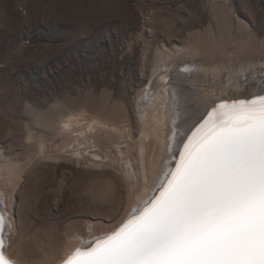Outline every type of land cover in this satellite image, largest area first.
Here are the masks:
<instances>
[{"label":"rangeland","instance_id":"374dc122","mask_svg":"<svg viewBox=\"0 0 264 264\" xmlns=\"http://www.w3.org/2000/svg\"><path fill=\"white\" fill-rule=\"evenodd\" d=\"M164 44L174 50L191 45L203 54L195 65L208 73L205 97L263 85L264 0H0V151L29 163L17 192L0 174V208L6 217V250L21 262H55L37 251L38 241L49 239L50 230L62 248L59 261L65 247L89 244L118 228L139 201L128 192L124 160L109 145L111 135L96 138L102 145L101 165L89 154L96 147L83 152L85 158L76 156L72 147H61L64 136L47 140L50 152L42 158L37 146L28 145L29 128L43 129L32 113L60 117L81 113L94 118L114 111L122 119L131 112L137 125V99L153 78L155 52ZM172 73V69L166 72L168 79ZM182 78L190 86L198 83L187 82L184 74ZM73 170L82 201H77L80 194L78 198L70 194L65 204L50 189L38 191L37 181L45 171L58 176ZM32 207H39L44 223L21 240L20 230L34 222L29 215Z\"/></svg>","mask_w":264,"mask_h":264},{"label":"snow or ice","instance_id":"6c2138e0","mask_svg":"<svg viewBox=\"0 0 264 264\" xmlns=\"http://www.w3.org/2000/svg\"><path fill=\"white\" fill-rule=\"evenodd\" d=\"M249 95L212 108L159 195L63 264H264V89Z\"/></svg>","mask_w":264,"mask_h":264},{"label":"bare ground","instance_id":"6f19581e","mask_svg":"<svg viewBox=\"0 0 264 264\" xmlns=\"http://www.w3.org/2000/svg\"><path fill=\"white\" fill-rule=\"evenodd\" d=\"M132 48L129 49L131 50ZM203 57V54L191 45H188L186 47H177L176 50H174V48L172 49L171 47H168L166 44L157 48L155 52V63L152 64L153 78L151 77L152 80L150 79L151 82L149 83L148 88L145 89L144 93L140 95L137 99V125L134 122V119L132 117L133 115H131V112H126V114L123 115V118L120 119L122 116L114 111L109 113L105 112V114L103 115H96L94 118H87L86 116H84V114L81 113L78 115L69 114L65 117H60L58 115H49L45 112L34 111V113H32L34 122L38 125H41L43 129L34 132L31 127L29 128L28 141L30 143L28 145L37 146L38 151L41 157L43 158L48 156L50 152L49 149V152L46 149L45 142L47 140L56 139L58 136H64L63 146H60L64 148L72 147L71 150L77 153V155L74 154L76 156H82L83 158H85L83 152H86L92 146L96 147L97 149L95 148L93 150L88 151L89 154L92 155L94 162L98 165H101L104 157L98 151V148H101L102 145L97 142L96 138L97 136L102 135L103 133H107L108 136L111 135L108 141L109 145L114 146L116 152L122 157H118V159L124 160L125 171L123 177L129 189L128 192L132 193L133 196L139 199L134 209L130 212L129 217L126 218V216L123 219L125 222L133 215L138 214V212L141 211L145 206H147L151 200H153L156 196L159 195V189L161 188V185L167 183V180H165L167 172L170 173L176 167V162L179 160V151L183 148V143H181V141L187 142L188 136H191L201 124H204L206 120L212 121L215 119V114H213L212 116L208 115V113L212 112V108L216 107L224 101L231 103L233 99L250 98L249 94L260 93L261 89H264V84H257L254 86L250 85L246 87L242 86L240 89L238 88L237 90L231 89L229 91H223L217 94L211 93L210 95L205 97L206 92H208V87H204V85L207 84L206 82L208 73H206L207 71L198 69L195 65L197 63L196 61L201 62V59ZM192 59H194V61ZM181 67H186L189 70L184 71L181 69ZM193 67L194 69H192ZM169 69H172L173 72L172 76H170V79H168L169 74H166ZM183 74L187 78V82H190L191 79H193L194 82L191 83H195L196 81L198 82L197 85L196 83V86H190L188 85L189 83L184 84V81H182ZM200 84L201 87H199ZM191 90L194 91L193 95L190 94ZM191 122L196 123L190 125ZM46 127L49 128V131L46 130ZM112 135H115L116 137H112ZM92 139L94 145L91 144ZM56 147H59V145H57ZM125 148H127V151L125 150ZM134 149L136 150V153L131 152ZM174 159H176V161H174ZM26 164L25 162L23 163V161L18 160L16 158L12 159V157L10 158L8 157V155L6 156L3 152L0 151V174L6 177V180H8V182L10 183V187H12L13 191H16L17 188L19 190V188L21 187H19V185H21V178L23 174H25V170L27 168ZM43 176V178L37 181V186L34 184L37 187L38 191L43 192L47 189H50L51 192L53 191V193L59 197L60 201H63V203L65 204L67 203L64 198H70V194H72L76 198H78V194H80L81 197L78 198L77 201H82L84 199V195L82 196L83 192L81 193V188L79 187L81 184H77L76 182L78 179L77 170H73L69 174L61 173L58 176H56L55 173H51L50 171H45V173H43ZM110 178V183L115 181V177L112 174L110 175ZM57 184L58 189H53V186H57ZM86 190L88 192V189ZM87 192H85V194H87ZM113 192L115 193V190ZM101 194H99L100 197ZM105 195L107 196L108 200L107 193H105ZM30 196L33 197L34 195ZM95 196L98 197L97 194ZM106 202L103 201V204ZM26 203L25 205H27ZM10 204H13V199L10 200ZM84 207L86 208V206ZM107 208H109V206ZM83 209L82 211H84ZM114 209L115 208H113L112 211H114ZM30 211L31 212L29 215L34 220V222H29L27 220L29 223H26L27 225H25L26 228L24 230L19 226L23 230L22 231L19 229L21 231V235L19 234L20 236L18 237H21V240L26 234H32V229L38 228L36 226L44 223L42 222L43 213H40L39 207L38 209L33 208ZM23 212L24 211L22 210V213ZM0 214L3 215L5 223V226L3 228L4 232L3 230L0 231V239H2L3 243L5 244L6 217L2 212L1 208ZM53 232L54 231L50 230L47 233V237L49 239H46L48 241L44 238L38 241L37 243V251L39 254H41V256H48L51 257V259H55V262L51 264H63V261L69 258V256L77 248L83 251L86 250L88 246V244H84L83 246H79L78 244L67 246L65 247V251L63 249L65 254L62 257L59 256L61 257V259L59 261H56L58 258L57 256L61 254L60 252L62 248L58 246L59 244L57 245L55 243L56 239L52 235L55 232ZM107 235L108 233L103 236ZM21 245L22 244H20V246ZM2 247H0V253L4 255L6 260L14 262V264H26L24 262H21L18 258L14 257L12 254H10V252L6 250V246H4L3 248ZM47 259L50 260L49 258Z\"/></svg>","mask_w":264,"mask_h":264}]
</instances>
